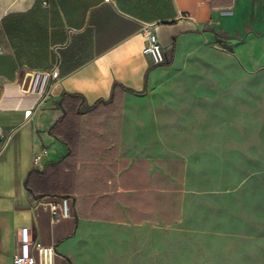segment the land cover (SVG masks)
<instances>
[{
    "label": "crops",
    "instance_id": "0c3cea01",
    "mask_svg": "<svg viewBox=\"0 0 264 264\" xmlns=\"http://www.w3.org/2000/svg\"><path fill=\"white\" fill-rule=\"evenodd\" d=\"M259 1L0 0V264L18 239L55 246L54 264H152L181 238L192 264H264V122L231 117L246 88L230 77L216 89L214 57L186 55L226 40L258 101ZM144 24L166 64L144 54ZM57 63L49 97L26 91L28 72ZM63 195L72 216L54 222L39 198Z\"/></svg>",
    "mask_w": 264,
    "mask_h": 264
},
{
    "label": "rangeland",
    "instance_id": "374dc122",
    "mask_svg": "<svg viewBox=\"0 0 264 264\" xmlns=\"http://www.w3.org/2000/svg\"><path fill=\"white\" fill-rule=\"evenodd\" d=\"M257 7H264V0H260ZM222 38L226 39V35L219 34ZM244 33L238 32L234 36L237 40H240L243 38ZM225 47L221 46L218 43V40L214 42V44L206 47L201 48H189L186 52V55L188 56H198V55H209L214 57L216 64H215V87L220 88L223 86V88L226 91V78L234 77L236 78V81H233V84L241 83L242 86L246 88L248 91L247 98L241 96V104L244 108L243 104L245 105V112L241 109H239L238 106H236L232 111H229V114L231 117H235V115L240 114L242 115V119H245L250 122H253L254 120H262L264 122V79L262 80V91L263 94L261 96H257L258 101H256V96L254 93H250V91H254L256 87V79L253 75H251L250 71L242 70L240 66L234 61L232 56L234 55L233 50L234 48L230 45H227L226 48V40ZM232 84V85H233ZM243 99L245 101L243 102ZM248 99V100H247ZM215 112H214V118L215 120H225L226 121V95L217 97L215 99ZM238 100L233 101L234 104H236ZM211 104V103H210ZM221 104L220 107L218 106ZM231 105H233L231 103ZM259 106V110L257 111L255 107ZM219 107V108H218ZM261 110V111H260ZM212 113V112H211ZM210 113V114H211ZM209 114V115H210ZM193 115H198V119L201 118V114L198 112L197 108L193 110ZM168 120H177L178 122L184 123L183 121H186V114L181 113L180 118L176 117L174 118H168ZM249 123V122H248ZM247 130H249V125H247ZM215 136L216 140H220L224 142L225 148H226V128L225 129H215ZM248 145V144H247ZM264 148V145H263ZM167 247L171 250H176L175 256L170 255L167 253V255L164 257H150V262H154V264H192V260L194 261L195 257L192 256L190 251V242L188 239L184 240L176 239V240H168L167 241ZM165 260V261H164ZM135 261L140 262L142 264L143 261V253H140L139 256L135 257Z\"/></svg>",
    "mask_w": 264,
    "mask_h": 264
},
{
    "label": "built area",
    "instance_id": "2783aa9c",
    "mask_svg": "<svg viewBox=\"0 0 264 264\" xmlns=\"http://www.w3.org/2000/svg\"><path fill=\"white\" fill-rule=\"evenodd\" d=\"M142 30L146 38V44L143 48L144 54L149 56L155 65L166 64L169 61V56L160 43L153 26L144 24ZM28 77L30 80L26 91L37 94L39 99L43 100L50 96L53 85L60 78L59 63L51 68L30 71ZM7 139L4 130L0 127V142L5 143ZM47 151L46 148H42L35 155L34 162L39 163L42 155ZM72 202V197L67 195L51 199L46 196L39 198L40 206L50 211L54 222L72 216ZM34 251H36L37 257ZM55 255L56 248L53 245H43L33 239H18L15 246L14 264H54Z\"/></svg>",
    "mask_w": 264,
    "mask_h": 264
},
{
    "label": "trees",
    "instance_id": "16d2710c",
    "mask_svg": "<svg viewBox=\"0 0 264 264\" xmlns=\"http://www.w3.org/2000/svg\"><path fill=\"white\" fill-rule=\"evenodd\" d=\"M217 40H218V43H219L221 46L225 47V43H224V41H223L221 38H217Z\"/></svg>",
    "mask_w": 264,
    "mask_h": 264
},
{
    "label": "water",
    "instance_id": "95a60500",
    "mask_svg": "<svg viewBox=\"0 0 264 264\" xmlns=\"http://www.w3.org/2000/svg\"><path fill=\"white\" fill-rule=\"evenodd\" d=\"M29 80H30V77H27V80H26V88L28 87Z\"/></svg>",
    "mask_w": 264,
    "mask_h": 264
}]
</instances>
